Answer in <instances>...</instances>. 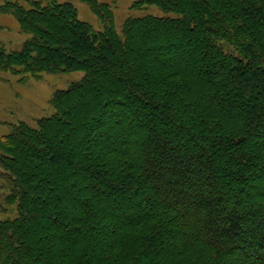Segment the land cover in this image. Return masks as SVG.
Returning <instances> with one entry per match:
<instances>
[{
    "label": "trees",
    "instance_id": "1",
    "mask_svg": "<svg viewBox=\"0 0 264 264\" xmlns=\"http://www.w3.org/2000/svg\"><path fill=\"white\" fill-rule=\"evenodd\" d=\"M24 1L0 68L83 76L0 135V264H264V0Z\"/></svg>",
    "mask_w": 264,
    "mask_h": 264
},
{
    "label": "rangeland",
    "instance_id": "2",
    "mask_svg": "<svg viewBox=\"0 0 264 264\" xmlns=\"http://www.w3.org/2000/svg\"><path fill=\"white\" fill-rule=\"evenodd\" d=\"M6 0H0V6ZM27 5L24 0H13ZM57 2L72 3L78 13V17L100 28L101 21L83 0H55ZM106 2L112 8L116 27L128 16H142L144 14L163 15L156 6H144L132 8L134 0H98ZM27 35L19 27L16 18L0 10V49L18 50ZM83 72L69 71L62 73H40L39 76L25 74H12L0 68V135L9 130L7 123L24 121L30 125L35 120L51 112L49 100L57 89L67 87L71 82L80 79ZM5 190L0 189V216L12 217L15 214L13 206L4 200Z\"/></svg>",
    "mask_w": 264,
    "mask_h": 264
},
{
    "label": "snow or ice",
    "instance_id": "3",
    "mask_svg": "<svg viewBox=\"0 0 264 264\" xmlns=\"http://www.w3.org/2000/svg\"><path fill=\"white\" fill-rule=\"evenodd\" d=\"M246 255V254H245ZM242 259H244V257L242 256ZM245 264H247V261H245Z\"/></svg>",
    "mask_w": 264,
    "mask_h": 264
}]
</instances>
